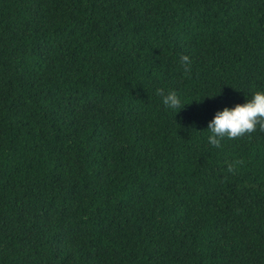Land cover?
<instances>
[{
  "label": "trees",
  "instance_id": "16d2710c",
  "mask_svg": "<svg viewBox=\"0 0 264 264\" xmlns=\"http://www.w3.org/2000/svg\"><path fill=\"white\" fill-rule=\"evenodd\" d=\"M258 91L264 0H0V264H264Z\"/></svg>",
  "mask_w": 264,
  "mask_h": 264
},
{
  "label": "clouds",
  "instance_id": "9594fccd",
  "mask_svg": "<svg viewBox=\"0 0 264 264\" xmlns=\"http://www.w3.org/2000/svg\"><path fill=\"white\" fill-rule=\"evenodd\" d=\"M181 63L184 65V72L188 74L191 60L188 56L181 57ZM157 94L162 97L163 104L174 109L181 108V100L174 91L167 94L158 90ZM259 125V129L264 131V92H256L251 100L243 105H236L233 109L225 108L223 111L217 112L208 124L209 143L219 148L222 140L235 139L243 137L245 134H251ZM236 164H243V161H236L227 168L232 173Z\"/></svg>",
  "mask_w": 264,
  "mask_h": 264
}]
</instances>
